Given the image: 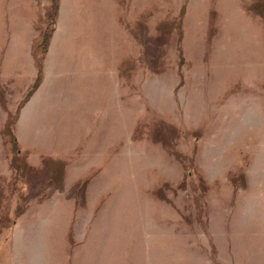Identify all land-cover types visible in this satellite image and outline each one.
<instances>
[{
	"label": "rangeland",
	"instance_id": "rangeland-1",
	"mask_svg": "<svg viewBox=\"0 0 264 264\" xmlns=\"http://www.w3.org/2000/svg\"><path fill=\"white\" fill-rule=\"evenodd\" d=\"M49 4L0 0V264H264V0H59L42 56Z\"/></svg>",
	"mask_w": 264,
	"mask_h": 264
},
{
	"label": "trees",
	"instance_id": "trees-1",
	"mask_svg": "<svg viewBox=\"0 0 264 264\" xmlns=\"http://www.w3.org/2000/svg\"><path fill=\"white\" fill-rule=\"evenodd\" d=\"M254 2L255 3L252 4L251 9L256 11V9H255L256 8V2H258V1H254ZM58 5H59V0H50L49 7H48L46 14H45L46 27L41 32L40 42L36 46V51L38 49V51L41 52L42 56L47 51V48H48V40H49L51 31H53V25L55 24V19H56L57 12H58ZM263 12H264V9H263V7L260 6L259 14L262 15ZM42 73H43V68H42L41 63H40V65H38L37 74L35 76L33 84L31 86L30 90L28 91V94H27L28 97H30L36 91V89L39 87L41 80H42ZM52 163H56V165H55L54 169L50 170V173L51 174L55 173L57 177H61L62 171H63V168L65 167V165L62 162H58V161H54ZM86 176H88V175H86ZM79 183H81V184H79ZM77 185H80L82 188H84L87 185V180L78 181ZM23 199H26V197L25 196H23V198L20 197V201H19V203L15 209V212H14V218L19 217L25 211V207L23 205V203H24ZM5 221H7L6 218L2 219V223H4Z\"/></svg>",
	"mask_w": 264,
	"mask_h": 264
}]
</instances>
